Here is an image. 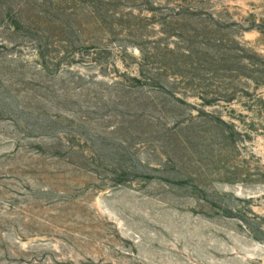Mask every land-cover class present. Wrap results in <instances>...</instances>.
Instances as JSON below:
<instances>
[{
	"label": "rangeland",
	"instance_id": "obj_1",
	"mask_svg": "<svg viewBox=\"0 0 264 264\" xmlns=\"http://www.w3.org/2000/svg\"><path fill=\"white\" fill-rule=\"evenodd\" d=\"M0 264H264V0H0Z\"/></svg>",
	"mask_w": 264,
	"mask_h": 264
}]
</instances>
